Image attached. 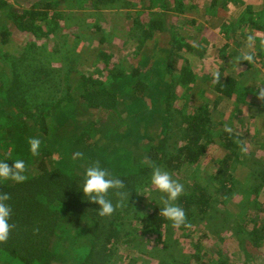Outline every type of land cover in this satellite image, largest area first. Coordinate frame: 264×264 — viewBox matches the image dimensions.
<instances>
[{
	"label": "rangeland",
	"instance_id": "rangeland-1",
	"mask_svg": "<svg viewBox=\"0 0 264 264\" xmlns=\"http://www.w3.org/2000/svg\"><path fill=\"white\" fill-rule=\"evenodd\" d=\"M96 1L7 0L17 13L21 10L23 12L38 11L39 8L42 11L46 4L53 3L54 8L50 10V13H61L64 17L63 21L58 23L59 28L53 34L46 33V36H36L27 30L17 31L14 25L3 32L7 35V45L0 47V56L8 52L9 62L11 60L22 62L24 64L22 70L31 69L29 75L27 74L28 78L27 75L21 77L28 82L32 80L33 84L29 85L31 92L51 102L55 98L59 100L64 97L70 86L76 88V84L66 80L65 70L67 69L61 66L65 58H70L76 59L70 69L79 71L78 74L102 78L101 87L107 88L110 93L117 96V109L120 111L119 118L122 120L123 128L113 131L108 129L109 127L100 126V131L103 134L115 133L114 138L120 136L121 145L110 144V139L113 137L104 136V140L99 139L98 143L101 139L103 142L96 148L85 149L83 146L74 148L81 129V124H76V115H83L86 111L83 108H76L75 104L65 103L64 109H61L63 114L57 116L59 118L57 121L68 120L66 124L63 123L66 128L59 130L56 136L59 167L72 171L99 162L115 174H121L120 176L136 174L140 170L142 163L132 155L131 146L140 144L143 125H148L150 120H161L163 114L153 118L150 114L152 108H149L150 99L132 100L131 89L138 81L142 84L148 81V90L158 85L155 81L150 82L157 75L155 70L162 65L156 58L159 55L156 47L160 49L163 47L165 50L166 41L170 36L172 37L171 29L182 32V26L190 24L189 21L196 24L192 25L193 29L187 31L188 35L184 41H180V35L177 38L172 37L174 41L179 42L172 50V54L187 57L195 74V83L191 86V92L186 98L198 104L207 105L209 108L215 106L214 118L218 123L222 122L217 125L215 121V125L221 130L226 128L231 131L236 130L244 141V152L249 155L247 162L236 166L232 173L235 179V198L232 201L220 203L219 206L214 205L216 207L210 209L211 211L209 210L205 216L197 215L189 218L187 227L175 228L169 222L164 224L161 233L154 235L143 232L135 225L136 230L130 232L126 227L123 234L129 233V235H123L122 240L125 244H119L113 252H107L106 254L111 258L104 260L102 264H157L158 255L155 253L161 248V245L156 246L154 242L157 237L161 242L172 241L174 252L180 251L185 264H264V249L251 248L245 240L248 231L254 228L260 230L262 227L260 220L264 218V187L258 191L253 189L249 175L250 167L264 169V102L258 96L259 92L264 91V55L262 58L255 55V44L258 45L257 49L264 45V14L261 12L264 8V0H237V5L227 0L226 11L214 9L213 0H193L190 4H188L190 0H183L184 5H193L199 11L181 17H178V0H115L114 3L107 5H99ZM219 1L221 4L222 0ZM63 5L65 9L61 7ZM247 9L255 14L259 11V14L263 16L259 19L260 23L254 27L246 25L249 21L246 20L249 17L245 12ZM226 20H229L232 29L227 30L224 27V22L226 27H229ZM139 22L144 23L143 27L139 26ZM149 23H162V30L165 32L150 34L146 28ZM98 26L101 27L99 32ZM186 44L193 54L189 55L185 51ZM180 46L181 48L178 49ZM81 48L96 49V59H92L90 52L80 54L78 51ZM262 49L264 50V46ZM102 53H105L107 57L102 56ZM249 54L254 57L253 62L237 60V57ZM176 60L178 63L175 69L178 70L182 59L176 58ZM2 62L1 59L0 65ZM38 64H40L39 67ZM40 68L45 70V73L36 76L35 70ZM113 70L127 71L128 74L124 80L119 78L112 80L107 73ZM134 70L140 72L139 77L133 76ZM216 73H219L221 78H243L239 80L240 85L236 88L247 94L244 100L232 99L233 102L219 98L220 95L214 91L215 88L212 87L211 82L213 79L217 80ZM173 74H176V71ZM244 80L247 82L246 88L242 86ZM259 86L261 89L258 91ZM249 92L257 97L248 94ZM178 93L180 96L182 90H178ZM176 105L180 106L181 102H176ZM225 111L229 113L225 115ZM14 114L16 110L11 106V101L5 100L0 93V130H5L12 125L8 122L15 118ZM103 118L98 112V121ZM55 121L54 118L52 122ZM17 133L18 131H15L8 137L10 139L13 136L17 139L8 143L7 150H4L7 144L3 146L0 144V154L9 152V156L30 160L31 154L28 151L27 141H24L23 137H19ZM1 137L3 132L0 131V139ZM46 143V140L42 142L43 145ZM62 148L66 149L63 153ZM206 149L205 156L200 161L199 171L203 181L206 177L207 179L211 177L215 166L223 157V153L215 145L206 143ZM78 153L80 155H77ZM149 161L152 162L151 159L147 160V165ZM246 165H249V169ZM183 169L175 176L169 174L182 183L186 191L187 187L192 185L190 179L194 167ZM213 188L216 189L215 183ZM142 194H136L137 203L133 205L134 210L139 208L143 212H150L154 207H159L160 197L154 187L144 189ZM116 198L119 199L120 196ZM238 199L242 200L241 203ZM231 207L234 211L229 209ZM259 209H263L260 215L255 213ZM126 213L132 215L133 209H126ZM61 237H63L61 243L63 247L60 246L59 249L62 250V255H67L65 257L71 260L70 263L80 264L86 259L90 249V244H87L89 240L83 243L82 240H75L76 235L71 231H63ZM78 243L81 244L77 245ZM243 252H249L251 257L247 259ZM152 255L154 256L151 257ZM197 257L200 262L193 263V259ZM0 264L23 263L5 256L0 251Z\"/></svg>",
	"mask_w": 264,
	"mask_h": 264
},
{
	"label": "trees",
	"instance_id": "trees-1",
	"mask_svg": "<svg viewBox=\"0 0 264 264\" xmlns=\"http://www.w3.org/2000/svg\"><path fill=\"white\" fill-rule=\"evenodd\" d=\"M228 1L237 5V0ZM228 1L222 0L219 4V0H213L214 4L212 6L215 5L214 9L226 11ZM114 2L115 0L96 1L99 5ZM191 2L193 0H190L188 4ZM61 7L65 9L64 5ZM53 8L54 4L48 3L42 11L39 8L38 11L29 12V10H26L23 12L21 10L17 13L14 12L13 6H10L7 0H0V20H2L0 23V47L7 45V35L3 32L7 31V28L11 25H14L13 27L17 31L27 30L36 36L53 34L59 28L58 23L64 19L61 13H50ZM177 11L179 13L178 17H181L187 14H195L199 10L193 5H184L183 0H178ZM245 12L249 16L246 18V20H249L246 24L247 27H254L260 23L259 19L263 18L259 11L255 14L247 9ZM261 12L264 14V8ZM189 23L182 26V32L181 30L176 32L171 29L172 37L177 38L180 35V41H184L188 35L187 31L192 28V25L196 24L192 21H189ZM223 24L227 30L232 29L230 26V28L226 27L225 22ZM143 25V22H139L140 27H143ZM147 25L146 28H148L150 34L152 32L161 34L165 32V30H162V23H149ZM97 28L98 32L101 31V27L98 26ZM172 37L170 36L166 41L167 45L164 47L167 49L156 47V52L159 53L156 58L162 65L155 70L157 75L150 82L154 83L155 81L158 85L154 86L152 90H148V81L143 84L138 81L131 89L130 97L132 100L150 99L149 108H152L150 114L153 118L160 114H163V116L161 120H150L148 125L144 124L140 144L131 146L132 155L142 163L140 170L131 175L123 174V176H120L121 174H116L122 180L125 188L109 190L107 198L115 205L121 201V192H129V205L125 204L127 208L125 206L116 208L109 217L98 216L96 212L97 205L85 198L78 189L80 173L83 169L76 168L72 171H66L59 167L56 136L59 130L66 128L63 123H67L68 120L65 122H60L61 119L57 121L59 119L57 116L63 114L61 109H64L65 103H72L75 104L76 108H83L86 112L83 115H76V124H81V129L75 140L74 148L77 146H83L85 149L96 148L98 144L103 142L104 136L113 137L115 135V133L103 134L100 131V126L109 127L108 129L113 131L123 128L122 120L119 118L120 111L117 109V96L110 93L107 88L101 87L102 78L78 74L79 71L70 69L76 59L65 58L66 60L61 66L67 69L65 70L66 80L76 84L77 87L72 86L74 88L72 89L70 86L64 97L59 100L55 98L48 102L49 100H44L43 96L31 92L29 87L30 84H33L31 79L28 82L21 78L30 73L31 69L22 70L24 66L22 62L15 60L9 62L8 52H4L0 56L3 60L0 65V93L3 94L5 100L11 101V106L16 110L15 118L8 122H11L12 125L5 130H0L3 132L0 144L2 146L7 144L4 149L7 150L8 143L17 139L13 136L8 139L15 131H18L17 135L23 137L24 141H27L30 136H39L42 142L47 141L43 145L40 154L35 158H30L26 173L28 179L25 182L21 184H0V193L7 192L10 196L8 201L12 208L10 222L15 225L9 234V238L4 242H0V251L5 256L18 260L23 264H72L70 263L71 260L65 257L67 255H62V250L59 249L63 241V237H61L63 231H71L76 235L75 240H82V243L89 240L87 242V244H90L89 254L80 264H102L104 260H110L111 258L106 254L107 252H113L117 245L125 244L122 240L123 235H129V233L123 234L126 227L129 232L135 229V225L143 232L152 235L161 233L164 224L169 222L158 215L159 207H154L150 212H143L139 208L134 210L133 208V205L137 203L136 190L150 187L151 168L146 164L149 159L163 171H167L174 176L179 171H183V168L194 167L190 179L192 185L188 186L187 190L178 198L179 204L186 212L187 222L190 220L189 218L197 215L205 216L210 209L216 207L214 205L219 206L218 204L230 202L235 198V179L232 177V173L236 166L247 162L249 156L248 153L244 152V141L236 130L229 131L227 128L221 130L215 125L216 119L213 112L215 106L209 108L207 105L198 104L196 101L186 98L191 92V86L195 83V74L192 72L187 57L183 58L180 54H172L174 47L179 44ZM263 46L257 49L258 45L255 44V55L260 56V58L264 55ZM180 48L181 46L178 47V49ZM184 48L189 55L193 54L187 44ZM78 52L80 54L90 52L93 60L97 57L96 49L81 48ZM101 55L107 57L105 53ZM176 58L182 59L178 70L175 69L178 63ZM56 65L58 64L56 63ZM37 66L39 67L40 64ZM174 71H176V74H173ZM42 73H45V70L41 68L35 70L36 76ZM132 73H134L135 78L139 77V71L134 70ZM127 74V71L123 70H113L107 73L112 80L118 78L124 80ZM241 79L243 78L219 77V79H213L211 82L213 83L212 87L215 88L214 91L220 95L219 98L228 101L232 99L243 101L247 94L236 88L237 85H240L239 80ZM242 86L247 87L245 80ZM180 89L182 94L179 96L178 90ZM257 89L259 91L261 86ZM248 94L257 97L252 92ZM56 100L58 101L55 102ZM179 101L181 102L180 106L176 105V102ZM232 101L234 102V100ZM262 102H264V99H262ZM98 112L101 117H104L99 121ZM228 113V111L224 112L225 115ZM54 118L56 121L53 123ZM216 123L218 125L222 122L218 123L216 121ZM100 138L103 140L101 139L102 141L100 140L98 143ZM121 140L120 136L113 137L110 139V144L121 145ZM204 142L215 145L223 153V157L215 166L212 175H210L211 177L208 179L206 177L205 181L199 176L200 161L207 151ZM65 150V148H62V153ZM4 155H9V152L0 154V156ZM246 167L249 169V165H246ZM249 175L253 189L258 191L264 187V169L250 167ZM214 183L216 189L213 188ZM213 189L215 190L213 191ZM119 196V199L116 198ZM238 200L241 203L242 200ZM126 209H133V214L128 215ZM229 209L233 210L232 207ZM124 212L125 216L123 217ZM262 212L263 209H259L255 213L260 215ZM260 221L262 226L260 230L254 228L252 231L247 232L248 236L245 240L251 248L264 249V218ZM154 242L156 246L161 245V248L155 253L158 255L157 264H185L180 251L176 250L174 252L172 241L165 240L161 242L157 237ZM243 253L247 259L251 257L249 252ZM193 260V263L200 262L198 257Z\"/></svg>",
	"mask_w": 264,
	"mask_h": 264
},
{
	"label": "clouds",
	"instance_id": "clouds-1",
	"mask_svg": "<svg viewBox=\"0 0 264 264\" xmlns=\"http://www.w3.org/2000/svg\"><path fill=\"white\" fill-rule=\"evenodd\" d=\"M237 60L251 63L254 61V57L249 54L237 57ZM215 78L219 79V73L215 74ZM258 96L264 99V91L259 92ZM27 144L31 157H37L43 147L41 138L30 136ZM29 163L30 161L24 158L9 155L0 156V184H21L25 182L28 179L26 173ZM148 167L151 168L149 184L156 189L160 197L158 215L165 221L170 222L175 228L187 227L186 212L177 203L178 198L184 193V185L173 179L167 171H162L154 162L149 161ZM77 187L85 198L97 205L96 212L100 217H109L116 208L123 207L125 204L129 205V192H121V201L115 205L107 198L109 190L124 189L125 186L113 171L102 166L99 162L91 163L83 168L80 173V183ZM136 192L142 194L144 189H137ZM9 200L10 196L7 192L0 193V242L6 241L15 227L10 222L12 208L8 203Z\"/></svg>",
	"mask_w": 264,
	"mask_h": 264
},
{
	"label": "crops",
	"instance_id": "crops-1",
	"mask_svg": "<svg viewBox=\"0 0 264 264\" xmlns=\"http://www.w3.org/2000/svg\"><path fill=\"white\" fill-rule=\"evenodd\" d=\"M226 22L228 23V26H231V23L228 20H226Z\"/></svg>",
	"mask_w": 264,
	"mask_h": 264
}]
</instances>
